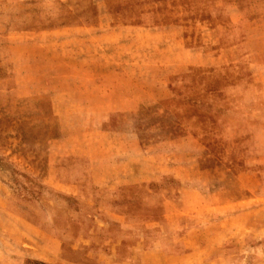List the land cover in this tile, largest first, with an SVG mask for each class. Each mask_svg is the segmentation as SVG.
Segmentation results:
<instances>
[{"label": "rangeland", "instance_id": "1", "mask_svg": "<svg viewBox=\"0 0 264 264\" xmlns=\"http://www.w3.org/2000/svg\"><path fill=\"white\" fill-rule=\"evenodd\" d=\"M232 2L241 15L263 13L264 0H0V264H94L105 239L94 208L150 210L144 186L116 200L86 183L101 174L87 168L186 163L194 144L183 136L202 146L194 177L209 193L258 202L253 233L218 250L221 264H257L264 59L251 57L264 54V19L239 26L248 57L233 75ZM67 180L78 193L58 182Z\"/></svg>", "mask_w": 264, "mask_h": 264}, {"label": "crops", "instance_id": "2", "mask_svg": "<svg viewBox=\"0 0 264 264\" xmlns=\"http://www.w3.org/2000/svg\"><path fill=\"white\" fill-rule=\"evenodd\" d=\"M239 6L235 2L228 5L229 10L236 9L232 16L230 14L236 37L235 48L238 47L235 58L229 64L233 75L240 71L237 66L240 60L248 57L242 49V44L247 41L245 37L248 36V31H241L239 26L245 21L252 25L264 19V8H259L262 15L248 16L240 14ZM258 7L259 5L250 9ZM249 34L258 38L255 31ZM256 58L264 59V54L252 55L251 60ZM254 66L260 67L256 64ZM258 74L261 75V72ZM182 140L193 143L194 146L184 147L186 150L183 154L188 156L187 162L176 166L167 160L163 165L151 162L144 166L137 158L125 157L113 166L87 168L89 171L101 172L100 176L87 179L86 183L95 190L110 194L115 192L116 196L119 189L134 190L144 186L147 192L140 203L150 210L146 213H129L106 206L94 208L101 213V217L96 214L92 217L98 221L105 238L98 242L101 253L95 258L94 264H221L224 257L218 250L222 243L234 232L245 235L255 230L250 221L251 216L261 209L254 206L258 202H254L250 194L230 196L223 200L218 192L209 193V184L194 177L199 168V160H196L202 151L198 138L183 136ZM177 153L179 152L175 150L172 154ZM166 175L174 180V186L162 182L161 178ZM58 182L61 187L69 190L78 187V182L75 181ZM152 184L158 190L152 189ZM70 193L78 192L70 190ZM118 197L120 196L117 195L114 199L117 200ZM89 198L94 203L95 198L92 195ZM155 208L158 213L152 212L151 209ZM262 228L259 225L256 231L261 232ZM125 241L126 248L123 249ZM89 259L92 260L90 257ZM257 264H264V255L257 260Z\"/></svg>", "mask_w": 264, "mask_h": 264}]
</instances>
